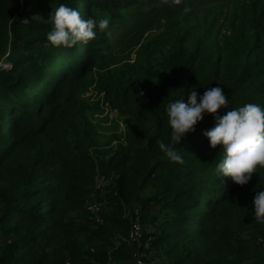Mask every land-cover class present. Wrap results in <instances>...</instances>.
Masks as SVG:
<instances>
[{"label": "trees", "instance_id": "1", "mask_svg": "<svg viewBox=\"0 0 264 264\" xmlns=\"http://www.w3.org/2000/svg\"><path fill=\"white\" fill-rule=\"evenodd\" d=\"M135 1L72 0L69 7L83 19L118 21ZM214 1L193 23L201 33L223 15L221 0ZM227 2L233 21L238 7L241 13L224 50L215 46L201 54L196 67L193 53L167 59L172 76L157 85L163 90L155 103L123 102L129 109L125 141L101 158L87 153L89 122L78 94L110 51L106 30L94 29L87 44L54 47L46 39L52 26L30 8L52 12L48 0H0V61L12 63L9 70L0 65V264H134L127 241L110 252L106 247L115 233L127 236L136 219L148 224L143 241L152 236L150 246L171 264H264V223L252 215L253 197L264 190L262 167L243 185L218 176L222 149L210 147L202 134L214 125L210 113L174 145L182 163L169 161L157 143L170 142L167 103L186 100L193 89L202 94L220 85L228 105L217 109L219 115L245 103L264 108V0ZM246 21L251 33L243 30ZM38 30L43 39L27 38ZM125 80L130 85L132 76ZM97 174L109 179L103 198L92 192ZM94 197L103 201L96 217L83 206ZM152 207H158L154 214Z\"/></svg>", "mask_w": 264, "mask_h": 264}, {"label": "rangeland", "instance_id": "2", "mask_svg": "<svg viewBox=\"0 0 264 264\" xmlns=\"http://www.w3.org/2000/svg\"><path fill=\"white\" fill-rule=\"evenodd\" d=\"M68 1L48 0V3L53 9L61 3L71 6L72 0ZM227 1L221 0L223 15L214 21L213 30L208 33H201L198 30L202 28L193 23L196 19H201L203 13L210 10L211 4L217 3L214 0H136L134 3L126 5L128 9L124 18H120L118 21L109 20V26L105 30L110 51L102 61L94 65L85 79L83 90L78 94L89 122L87 135L88 142L92 145L87 151L89 155L92 152L96 154L95 156L103 158L104 152L108 148L113 151L120 143H124L125 120L128 117L129 109L123 102L127 101L132 107L138 104L145 107L147 101L156 99L163 90L162 86L157 85L169 75L172 76L170 63L167 59L175 57L178 52L181 56L193 53L195 64L185 63V66L194 64L193 67H196L198 58L215 46H219V50H224V44L231 38L241 13L238 7V17H235L233 21L230 12L232 4ZM20 6L19 13L20 9H23V6L21 8ZM30 8L39 10L42 17L40 21L47 27L52 26L51 11L46 13L43 7L38 8V6ZM27 21V19L23 20L24 23ZM246 26L247 28L244 27L243 30L248 29L251 33L252 22L246 21ZM51 28L47 29V32ZM38 31L39 33L36 34L30 33L27 38L43 39V32ZM201 37H203L202 42H200ZM199 44L200 49L197 51L200 54L195 50ZM0 65L4 70H9L12 67V63L8 60L0 61ZM127 74L132 76L130 85L125 80ZM119 80L122 82L118 83ZM122 90L129 91L125 97L118 101L117 98H121L119 92ZM155 101L153 100L151 103H155ZM148 105L150 104H147V108ZM195 128L197 126L194 125ZM262 176L264 177V167H262ZM262 176L257 175L255 181L262 182ZM108 184V178L97 174L94 177L93 191H91L103 198ZM83 206L89 208L94 215L103 210V201H97L94 197L86 202L84 200ZM157 211L158 207H152L150 214ZM94 216L96 217V215ZM147 225L142 226L136 219L131 224L127 236H124L120 231L115 233L112 238L113 245L106 247L107 251L114 250L119 244V240L122 239L127 241L129 262L134 264H171L169 256L164 255L156 247L150 246L152 236L146 238L145 241L148 243L145 244L143 241V237L146 235L144 229ZM92 247L94 250H98L100 243L95 242ZM144 257L147 258V261L143 260Z\"/></svg>", "mask_w": 264, "mask_h": 264}, {"label": "clouds", "instance_id": "3", "mask_svg": "<svg viewBox=\"0 0 264 264\" xmlns=\"http://www.w3.org/2000/svg\"><path fill=\"white\" fill-rule=\"evenodd\" d=\"M52 28L46 39L54 47L71 48L78 42L87 44L96 36L98 29L109 26V18L83 19L75 8L61 3L51 12ZM228 105V100L220 85L205 88L202 94L191 90L186 100L177 99L166 105L167 122L170 126V142L158 141L159 149L169 161L183 162L177 151L179 141L186 132L194 131V125L210 113L214 125L202 130L210 147L220 145L222 156L215 163L219 177L230 176L240 185L246 184L257 166L264 167V108L256 103L230 108L225 114H217V109ZM252 215L256 221L264 223V190L255 193L252 200Z\"/></svg>", "mask_w": 264, "mask_h": 264}]
</instances>
